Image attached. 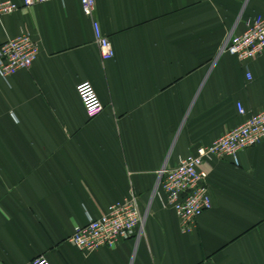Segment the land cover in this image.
Listing matches in <instances>:
<instances>
[{
	"label": "crops",
	"instance_id": "0c3cea01",
	"mask_svg": "<svg viewBox=\"0 0 264 264\" xmlns=\"http://www.w3.org/2000/svg\"><path fill=\"white\" fill-rule=\"evenodd\" d=\"M259 14L264 0H96L110 59L80 0L2 16L0 43L26 31L40 52L0 75V264L40 254L52 264H264V140L241 150L239 165L207 163L212 207L191 232L158 186L162 168L244 121L238 102L247 116L264 108V52L242 61L222 50ZM82 80L104 104L94 118ZM131 195L140 233L90 253L69 240Z\"/></svg>",
	"mask_w": 264,
	"mask_h": 264
},
{
	"label": "built area",
	"instance_id": "2783aa9c",
	"mask_svg": "<svg viewBox=\"0 0 264 264\" xmlns=\"http://www.w3.org/2000/svg\"><path fill=\"white\" fill-rule=\"evenodd\" d=\"M49 0L0 1V18L21 8L30 7ZM84 14L93 20L96 42L103 59L115 55L113 43L95 18L96 0H80ZM246 60L264 52V14L246 20L241 33H231L222 48ZM40 52L39 43L26 31L0 43V75L8 77L20 69L31 67ZM248 78H251L248 73ZM77 93L89 118L99 115L104 104L93 83L82 80L76 85ZM238 111L246 116L243 122L229 129L210 144L197 148L194 154L182 156L174 167H164L160 171L158 186L165 193L163 205L172 208L180 220L181 230L191 232L198 218L212 207L209 193L207 163L213 158H231L239 165L241 150L255 146L264 140V108L247 116V110L238 102ZM158 188V187H157ZM158 192V189H156ZM145 217L138 198L131 195L113 202L97 218H91L85 225H78L69 240L86 253L102 246L114 247L119 241L135 236L143 230ZM32 264H52L45 254L32 259Z\"/></svg>",
	"mask_w": 264,
	"mask_h": 264
}]
</instances>
